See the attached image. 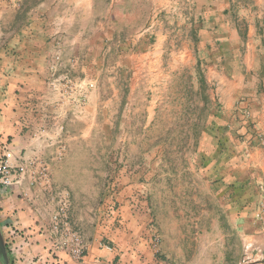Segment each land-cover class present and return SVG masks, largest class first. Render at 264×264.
<instances>
[{"label":"crops","instance_id":"obj_1","mask_svg":"<svg viewBox=\"0 0 264 264\" xmlns=\"http://www.w3.org/2000/svg\"><path fill=\"white\" fill-rule=\"evenodd\" d=\"M22 1L0 0V16L11 6L19 11ZM178 8L219 102L211 146L215 206L222 186L242 194L229 202H244L247 254H264V0H45L13 37L0 39V157L15 173L0 196L8 264H164L153 231H145L152 202H116L117 226L106 215L112 202H93L95 153L87 148L95 66L111 47L140 48L148 34L159 47L156 17ZM140 15L147 16L143 24ZM135 185L142 187L140 178ZM64 209L57 231L53 217ZM64 228L81 235V258Z\"/></svg>","mask_w":264,"mask_h":264},{"label":"rangeland","instance_id":"obj_2","mask_svg":"<svg viewBox=\"0 0 264 264\" xmlns=\"http://www.w3.org/2000/svg\"><path fill=\"white\" fill-rule=\"evenodd\" d=\"M42 1L23 0L17 12L6 8L0 39L13 37ZM181 12L156 17L159 47L148 34L140 48L111 47L105 63L95 66V128L87 148L95 153L93 202H112L106 215L116 226V202H152L154 220L145 231H153L164 264H264V254H247L244 202H229L242 194L222 186L215 206L211 146L219 102L204 79L199 48L191 46L194 34L182 29ZM140 18L143 24L147 16Z\"/></svg>","mask_w":264,"mask_h":264},{"label":"built area","instance_id":"obj_3","mask_svg":"<svg viewBox=\"0 0 264 264\" xmlns=\"http://www.w3.org/2000/svg\"><path fill=\"white\" fill-rule=\"evenodd\" d=\"M15 173L13 171V168L10 164L9 158L6 156L0 157V196H2L6 191L11 189V187L15 183ZM66 215V210L64 209L63 212L56 214L53 217V221L55 223V230L59 231L60 224L62 218ZM63 231L66 240H70L72 244L74 245L73 248V254L77 258H81L83 255V252L85 250V244L81 238V235L77 231H73L69 228L61 229Z\"/></svg>","mask_w":264,"mask_h":264},{"label":"water","instance_id":"obj_4","mask_svg":"<svg viewBox=\"0 0 264 264\" xmlns=\"http://www.w3.org/2000/svg\"><path fill=\"white\" fill-rule=\"evenodd\" d=\"M0 259L2 260L3 264H8V261L6 259V255H5V248L2 244L1 239H0Z\"/></svg>","mask_w":264,"mask_h":264},{"label":"trees","instance_id":"obj_5","mask_svg":"<svg viewBox=\"0 0 264 264\" xmlns=\"http://www.w3.org/2000/svg\"><path fill=\"white\" fill-rule=\"evenodd\" d=\"M43 1H44V0H43ZM43 1H42V2H43ZM27 15H28V14H27Z\"/></svg>","mask_w":264,"mask_h":264}]
</instances>
